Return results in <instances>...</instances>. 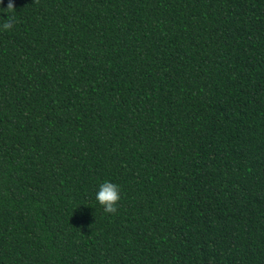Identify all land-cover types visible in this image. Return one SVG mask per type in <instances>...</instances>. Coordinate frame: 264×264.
I'll return each instance as SVG.
<instances>
[{"label":"trees","instance_id":"16d2710c","mask_svg":"<svg viewBox=\"0 0 264 264\" xmlns=\"http://www.w3.org/2000/svg\"><path fill=\"white\" fill-rule=\"evenodd\" d=\"M4 15L0 264H264V0Z\"/></svg>","mask_w":264,"mask_h":264},{"label":"clouds","instance_id":"9594fccd","mask_svg":"<svg viewBox=\"0 0 264 264\" xmlns=\"http://www.w3.org/2000/svg\"><path fill=\"white\" fill-rule=\"evenodd\" d=\"M6 8L14 9L11 2ZM3 21L0 24V30H8L13 26V20L10 17L4 15ZM120 199V186L109 180H104L102 183H99L94 193L95 203L101 206L105 213L109 214L117 212Z\"/></svg>","mask_w":264,"mask_h":264}]
</instances>
